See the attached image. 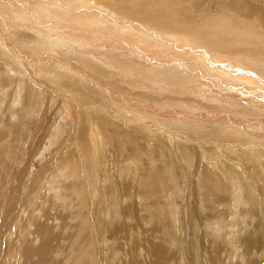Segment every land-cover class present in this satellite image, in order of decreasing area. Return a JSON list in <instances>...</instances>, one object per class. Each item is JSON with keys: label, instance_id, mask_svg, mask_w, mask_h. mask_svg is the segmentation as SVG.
Segmentation results:
<instances>
[{"label": "rangeland", "instance_id": "rangeland-1", "mask_svg": "<svg viewBox=\"0 0 264 264\" xmlns=\"http://www.w3.org/2000/svg\"><path fill=\"white\" fill-rule=\"evenodd\" d=\"M50 1L51 0H37L36 2H32V4L30 2L31 7L34 9L33 11L35 12H33L32 10H29L30 12L29 13L28 10L27 12L24 10L26 14L29 13L28 14L29 16L32 13L34 15L35 14L38 15L40 20L44 18V20H42L41 23L38 22L36 24L37 28H33L30 33L29 32L26 33L21 30L26 27L27 23H23L22 25L20 21H13L16 19V17H12V16L10 17L6 15L7 17L5 18V16H2V17L0 16V22L4 23L5 20L7 21L5 22L6 27H7V24H10L9 25L10 28L8 26L7 29H12V30L14 29V32L15 31L17 32V33L16 32L14 33V32H11L12 31L11 30L5 34V38L7 40L13 41L14 39L13 43L18 49L17 50L18 54L15 51V49H13L15 53L18 56L20 55L22 59L25 60L26 62L28 61L25 64H28L29 67L32 68V70H34V72L36 73H38V71L44 72V73L46 72V76H47L46 78L49 79L48 81L52 82V84L50 85L53 87L56 86L59 88V89L57 88L59 90L57 91L58 95H52L50 97L46 93L43 95L45 99L43 100L42 105L36 107V110L34 111L35 114L33 113V110L30 109L28 110V112L23 114L21 118L19 119V118H16V114L13 108L21 104H29L28 101L32 100L35 96H33V93L30 91V89L26 85L22 86L23 89L20 86L18 87V85L15 86V83L17 82V80L20 82L19 78L15 80V77L12 76L10 73H8L6 70L3 72H1L0 70L1 72L0 79L2 80V85L0 86L1 105L3 102L4 92H6L7 90H10V92L8 93V97H12V104L9 107L10 112L7 113L5 117L3 116L2 113L0 114V132H2L3 137H5L2 140H0V202L6 203L10 206V211H9L10 218L18 214V217L15 218L14 221L7 223L6 233L3 237V240L6 239V234L12 231L15 224L19 223V229H21L20 230L21 238L17 235L19 237L18 238L19 245H17L16 247L17 252L8 251L10 250L12 246L11 244L16 237L15 233H13V238H12L13 240H10L11 243L9 244L8 250L5 249L3 244L2 246H0L1 247L0 256L5 257V259L3 260L0 257L1 263L9 264L7 262H9V259H12V262L13 261L14 262L11 264H24V260H25L23 256L24 251L28 249L30 250L31 248H34L40 245L42 241L41 240L42 236L38 234L40 235L38 237L36 232L33 233V231L36 230L39 223L41 224L42 222H45V221H41V219L46 220L44 212L47 211V213H49L48 210H50V208L55 206L51 203V202L56 203L55 199L53 198V194L51 190H52V186L54 185V181H55L54 179L55 171H58L59 168H62V172H68V174H66L65 176L68 177L66 180V184L69 186L67 187V189L59 191V193H61V195H66L72 198L73 205L75 206V208L77 207L76 208L77 212L78 211L81 212V210L83 209H84L83 210L84 212H83L82 218L81 216H76V218L75 216H70L69 218L70 212L68 211L69 212L68 213L63 208L58 206L59 211L57 212V215L59 212H64L65 214L63 213L62 215H64V218L66 220L65 219L63 220H64V224H67V225H63L62 223L63 221L62 222L59 221L60 222V224H58L59 227L56 226L57 224H55L54 222L53 223L50 222V225L53 230L55 228L57 229L58 227L59 231L58 230L56 231L55 229L54 232H55V235L57 234V232L62 233L63 238L61 237L60 240L64 239V237L66 238V233H69L70 231L71 232L68 235H71V236L70 237L67 236L68 239L74 238L72 237L73 235L72 231H74L75 228L78 230L84 227V229H82L81 236H80L81 238L76 240L77 242L75 244L76 247L73 248L72 254L68 252H67L68 255L65 254V249L63 245L61 244V242L55 241V244L57 248L59 249L57 254L58 253L59 254L58 255L56 254L52 258L53 264H57V263L65 264L66 263L65 261L68 260L69 258H70L69 260L72 259L71 262L78 261V263H81V264H90V263L91 264H96V263L102 264L103 254H104V257L108 258L106 264H158L157 262H159V264L161 263L162 264H187L186 255L183 254L185 253L184 249L187 244L185 245V241L184 243H182L183 237L180 236L179 234L178 224L175 221V218L173 217L174 215L171 210V206H173V204L172 205L169 204V202L173 198H171L170 200L169 199L166 200L165 198L167 197L163 196L164 194H167V189L170 190L171 186L166 182V176L164 172L162 171L164 169H161V168H164V165L162 164L160 160L164 161L166 165L168 166L172 164V157H175V154L173 153L171 156L170 152L167 150V148L165 149V146L163 144L164 142H167V140L165 139V136L167 137V135L160 136L161 141L163 143L155 142V145L153 147L154 156L160 159L159 162H157L158 165L156 164V166H152V165L147 166V163H150V160L145 155V153L149 151L147 148V145H148V139H149L148 132L150 130H155V132L150 133V136L156 137L158 139L157 133H159L160 130L162 132L163 131L162 128H165V127L168 128L167 127L168 125L173 126V124H177L176 120L172 119L173 117H176V116H174V114L169 112V108L166 106V104L162 100V98H167L169 96L175 97L174 94L172 95L168 94V96L165 94L164 97H161L162 95L157 94V93L155 95L154 92H151L149 90L147 91L150 94L145 93L146 90L142 89L139 91V89L141 88H139L140 86H137L135 83L131 84V86L133 85L132 86L133 88H130L131 86L126 84L125 82L126 79L124 80V77H125L124 76L122 80L125 83L116 81V80H114L115 82H113V80L111 81L107 79H104V80L110 83L108 82L103 83V81H99L101 84H108L107 87L103 86V88H107V91L110 95L104 99L102 92H101V90H104V89H102V86L99 85L97 81H93L91 79V78H96L95 75H91V74L83 75V74L73 73L69 66L70 65L71 66H81L82 65L83 67L82 66L81 67L86 69L87 72H91L93 67L91 68L89 65L90 63H93L94 61L92 62L90 60L89 53L91 54L97 53L98 55L101 54L102 57L107 56L109 60L113 58L111 62L114 63L115 65H119L120 67H122L123 65L122 62H124V60H126L125 63L128 60L130 61V63L134 62V60L135 61L137 60L139 64L145 65L143 68L142 67L140 68L142 73L138 69H131L130 71L136 72L138 70L137 73L140 72L141 74H143L145 70L149 69L148 71L150 72L152 71L157 75H160L162 73H171L175 78H178L183 84L194 85L197 87L200 86L201 84V87L205 86L207 88L206 91L211 97H213L214 95L215 98L217 99L219 98L223 106L225 105L224 106L225 108L229 107L228 109H224V110L232 109L234 111H239L238 109L242 108V110L246 111L249 114H261V116L259 117L260 118L259 121H263L264 120V104H263L264 103L263 101L264 100L263 98L264 97V90H263L264 86H263V83L258 82L259 83L258 84L255 81L257 83L255 84L253 80H252V83H249L251 82V80H247V77L240 79V75L233 76V78L235 79H231L233 80V83H232L230 82L229 78L226 79L227 77H224L223 76L224 74L221 73L222 71H224L223 69H220L222 70L220 72L217 69H211L212 71H210L209 70L210 67L204 62H202V60L200 59V56L205 54V55L216 56L218 57V59H222L223 62L225 58L233 60V61H237L238 63H243L244 61H246L242 57H240L241 55L245 56V53L243 52L244 51L243 47H242L243 51L242 52L240 51L241 46H242L241 39L242 41H244L243 39L244 36L242 35L239 36L240 35L239 33H235L231 29L229 30L228 24L222 22L220 19L222 16H226V17L232 16L234 18L232 19V21H235L237 19L236 15L229 11V9L225 6V2L226 1L238 2L234 7L235 12H238L239 10L241 11L244 10L245 8L244 0H200L201 3H204V6L202 7L196 6L197 0H107V1L106 0H93L91 1L90 4H93V6H95L93 9L97 10V12L100 15H102L105 19H110L112 22L114 20V23H117V24L119 23L125 24L126 27L128 28L131 27L128 30L124 29V31H126V33L128 34V35L126 34L124 35L125 38L127 39L122 38L124 36L121 33L119 34L114 33L116 32L114 30L115 28L108 27V28L100 29V27H97V25L95 24L85 23L76 18L74 19L72 17H69V14H66V18H62V17L60 18V16H55V15L54 16L52 15L51 17H47L43 15V11L40 9H42L43 4L48 3ZM254 1H256L257 3L261 5H264V0H254ZM115 17L116 19H113ZM51 18L52 19L55 18L53 19L54 22ZM117 18H120V19L117 20ZM120 20L121 22H118ZM48 21H50V23H47ZM56 21L59 23H57ZM126 21L127 23H124ZM70 22H72L73 24ZM79 22H81V24H79ZM18 24L20 25V28ZM46 24L47 25L54 24L56 26H60L61 28L68 29V30L77 29V30H85V31L92 32V33L96 32L97 34L93 33L94 35L104 36L105 34V36H110V37L114 36L113 40H115V42L114 41L110 42L111 40L110 41H98L95 37L99 39L101 37L94 36V35L83 36L82 35L83 33L73 34L68 31L57 33L51 30V28H49ZM90 24L93 26H91ZM17 25H18V28H17ZM148 26H150V29ZM145 27H146V30L144 29ZM137 28L139 31L137 30ZM3 29H4V25L1 24L0 34ZM103 29H105L106 32ZM108 29H110L111 31L114 30V32H112L111 34L110 33L111 31ZM20 30L22 31V33ZM178 30H180V32L182 31L181 33L183 34V36H180L181 35L180 32H179L180 35L176 32ZM146 31L148 33H145ZM139 32L140 33L142 32V35H140ZM13 33L16 35H14ZM120 34L122 35V37ZM151 34L163 36L166 39H172V40L164 39L165 41L170 42L168 44L166 42H163V40L160 41L159 38L154 39V36L152 35L151 37ZM184 34L185 35L187 34L189 36L187 35L184 36ZM251 34H252L251 32H246L247 51L252 50V47L250 46L252 44L251 37H250ZM133 35L135 36L137 35L136 36L137 40L136 38L134 39L135 36ZM68 36L70 39L71 38L74 39L75 40L74 44L77 47H79L80 52L76 51L77 52L76 55L73 51H72L73 52L72 54L71 52L64 51L63 48H58L55 45H49L51 43V38L65 40V38L67 39ZM127 36H129L131 39ZM146 36L147 38H150V39L146 40L145 38H143ZM116 40L117 41L119 40V41L116 42ZM138 40L141 42L142 45L139 42H137ZM196 40L201 43L202 47L201 45H199L200 43L197 42ZM123 41H125L128 46ZM134 41L136 43H134ZM55 42L60 43L58 40H56ZM174 42L176 43L178 42L177 44L178 47L177 45L172 46ZM196 42L198 43V45H196L197 44ZM106 43H108L107 45L109 46L111 50L107 48L108 46L106 45ZM119 43L120 44L123 43V46L119 45ZM0 45H1L0 48L3 47L0 50H3V56L5 57L9 65L6 66L2 60H0V63H3L4 67L8 71H11L12 73H16V74H21L23 77H25V79L27 78V80L30 79L31 80L30 84H33L34 79L28 75L25 67H23L20 64L22 61L20 60L21 61L20 62L19 59L14 60V58L11 57L9 53L10 51H7L6 44L5 42H2V40H1ZM166 45L167 46L171 45V47L172 48L174 47V49L166 47ZM85 47L86 49H84ZM91 47L93 50L91 49ZM261 47H264V45H261ZM98 49L99 51L100 50L101 51L99 52ZM128 49L135 50V51L137 49L146 58L148 59L151 58V59L149 62H147L144 59H140L139 57L137 58V56L129 52ZM104 51H106L107 53L109 52L108 53L109 55L105 54ZM82 52L86 53V55L88 56H86L85 54H81ZM117 52L119 55L117 54ZM110 53L113 55H111ZM237 54L240 55L239 58L240 59L242 58V60H239V58H237L238 57ZM82 55L83 57L86 56L87 58L86 57L85 58L87 60L83 58ZM233 55L236 56V59L233 58ZM114 56H117V58ZM119 56L122 58L123 61L120 59ZM88 58L90 61H88ZM117 60L120 62H118ZM129 61L128 63H126L127 64L126 66H131L132 64L134 66L137 65L135 64L137 63V61L132 63L131 65ZM94 64H91V65H94ZM98 64L99 66L102 65L101 67H103L102 63H98ZM205 66L208 68V70H206L207 68H205ZM181 76L183 77L181 78ZM192 76H194L193 77L194 79L191 78ZM242 77L243 76H241V78ZM197 79L198 81L195 82V80ZM214 81L217 84H215ZM193 82L198 83V84L196 85ZM203 82L206 84L204 85ZM240 83H243V84L246 83V84L243 86V84H240ZM71 85H72V88H69L71 87ZM78 85H80V87L73 88V87H77ZM211 85L214 87H212ZM252 85L253 86L256 85V86L253 87ZM42 89L45 90L44 86L42 87ZM60 89L64 91H61ZM248 91L250 92L248 93ZM75 92H77L78 94H76ZM79 92L83 94L90 93V92L93 93L94 95L93 100L99 101V102H102V101L105 102L104 104H101V106H104V107H108L109 105L112 106V103H111L112 99H115L116 96L118 97V100L117 99L116 100L118 102V107L120 106V108H117V107L111 108L110 112H107L103 109H98V111L108 116L109 121H111V123L107 124L108 127L118 122V120L114 117V115H121V117H125L127 119L128 122L123 121L120 124L127 125L126 127L123 126V129H130L131 131L130 138H131V142L133 143H131V145L128 146L127 139L124 138L122 134H119V135L122 137L124 144L128 146L129 148H131V151H133L134 159H136L138 163L136 168L129 169L125 167L133 162L132 159H129L131 155L130 156H128V154L118 155L117 153L112 152V150L110 149L106 150V147L103 146L102 142L100 143V140L97 142L93 141V137L91 133H89L90 132L89 129H88L89 132L87 130H84V128L86 127L85 124L88 122V119H89L88 115L90 116L91 113H88L87 108L84 109L85 107L84 101L81 98L80 99L78 98ZM138 92L141 93L142 95H140ZM241 92H243L242 93L243 95L241 94ZM59 95L64 96V98H66V101L61 103ZM67 95L72 96L73 99L67 98L68 97ZM111 95L114 96V98H111ZM157 95L159 97H157ZM183 96L185 97L186 95H183ZM183 96L182 98H184ZM123 97H125V99H123ZM188 98L190 97L188 96ZM146 100L147 101L149 100V101L147 102ZM158 100L163 101V102H159V104H157ZM18 101H21V102H18ZM258 101L260 102V104ZM64 104L66 106H69L70 109L68 110L69 112H67V117L62 118L61 113H63L62 110L65 108ZM161 104H162V107L159 106ZM226 104H230L231 106L226 105ZM261 104L262 106H259ZM204 105L208 106L207 102H205ZM80 106H82L83 108ZM126 107L128 108L126 109ZM122 109H123V113H122ZM130 111L137 112L138 113L137 117L134 118L136 114H131ZM37 113H41V120L37 116ZM239 116H241L240 112H238L237 114L231 113L230 117L227 115L217 116L215 120L212 122V125L215 128V131H212V133L215 136H213L212 134L210 135V133L208 132L210 130L204 129L202 125H199L200 121H196V119L195 121H191V119L184 120L183 122H186V123H183V124H186L188 127L186 128L180 127L181 130H179L188 136L191 144H194V146L198 148L199 150L198 156L199 157L201 156L203 158V159L201 158L202 160H201V164L199 167V171L195 170L196 175H195V178L193 179V181H195V185H193L192 182L189 180H186L185 184H182V186L185 188V192L187 191L185 194L186 195L191 194L189 202H191L192 204L194 202L192 193H194L195 195V203H194L195 207L193 206L194 220L192 221L195 223V231H196L195 254H196V257H199L200 261H203V262L196 261V264H208V261H206V259L209 260L208 254L213 249L214 240L216 239V237H219L218 239L221 244L230 243L233 246V248H236L237 250L240 249L239 244L236 243L237 238L233 235V232L237 229V226L235 225L232 228V230L228 229V227H230L231 224L234 222L239 223L241 221V223H244L248 228L253 229V230H258L257 233H260L261 236L264 238V168L261 166V169H260L258 164L255 163L259 158L251 157L248 153V151H251L256 156H258L257 153L261 156L262 155L264 156V151L263 152L261 151V150H264V146H262V144L264 145V129L256 125L250 126L248 130L247 129L243 130L241 132V135L238 136V138L235 137L240 141H243L244 138H246L243 141L245 143L247 142L246 144L245 143L241 144L236 141L219 140L218 138V136L228 135L226 133L224 134H219V133L226 131V130L231 131L232 129L235 128L237 124L240 123V121L241 123L243 122L242 118H239ZM128 118H131V119L129 120ZM252 118L254 119V116H252L251 119ZM251 119L249 121V124H252L253 121L255 122V120H251ZM57 123H60L62 125L64 132H65L64 137L53 140V142H51L50 134H52L53 127ZM130 123L134 125H131ZM76 124L77 126H75ZM103 125L104 124L102 125L99 124V126L101 127V130L106 131ZM156 126L159 127V129H155ZM87 128H88V123H87ZM137 129L138 131H136ZM133 131H136V132H133ZM131 134H134L133 139H132ZM104 135L105 134H103L102 136ZM1 137L2 136L0 135V139ZM111 137L112 136H110L109 138ZM168 137L170 138L171 136H168ZM202 137H205V138L207 137L206 139L208 141L206 139H203ZM213 137L214 139L215 138L218 139L215 141V143H218V142L221 143V147H223V150L225 151L226 156H227L225 163L227 162V164L229 165L228 169H227V166L226 168L223 167L225 170H227L226 172L227 176H224L225 178L223 177L224 182H225V187L223 188L224 195H220V196L216 195V194H219L218 193L219 188L216 186L217 183H216L215 175L212 174L211 172L213 169V164H216V163L220 164L221 161L219 162V160H215L216 155L212 157L214 152L212 153L208 151L211 148H213L215 145L212 142H209L211 141ZM249 138L252 139L251 141L249 140L251 144H249V142L247 141ZM64 139H66L67 141L66 143H68V146L66 147L67 148L66 152L68 155L65 156L64 158L66 161L70 159L72 160V162L70 163L68 167H64L63 166L64 163L61 164L60 162V160L63 158L62 156L64 154V151H60L61 149H59V147L63 145L62 143L64 142ZM181 141L185 143L184 144L185 153L187 151L188 153L191 154L192 152L188 150V147H189L188 144L190 143L182 139ZM252 141L254 142L252 143ZM80 145H81L82 151L80 149ZM198 145H200L201 148H199ZM229 145L234 148L233 153L229 152L231 150L227 148ZM258 145L261 147V149ZM41 149L43 150L41 151ZM162 150H164L165 153L167 152L166 154L170 156H168V158H164L166 155H162L159 152V151L162 152ZM43 151L44 152L46 151V152L44 153ZM127 151L128 150H125L124 152H127ZM42 152L44 155L42 154ZM80 153H82L81 156L83 158L80 157ZM138 153L142 157L141 160H138L136 156V154L139 156ZM199 153L202 154L204 157L200 155ZM158 154L160 156H158ZM84 157H85V161H84ZM244 158H247V161H244ZM167 160L169 163H167ZM231 161H236L239 163V166L234 170L231 168L232 166H230ZM180 163L181 161L178 160V163L174 162L172 166L174 167V169H178L180 168V165H179ZM188 163L192 165L193 159H190ZM176 165H178L177 166L178 168H176ZM157 166H160L159 169ZM172 166L169 169H171ZM194 167H195V163L193 164V168ZM209 167H211L212 169ZM90 170L92 171L91 173H90ZM120 171H124V172L126 171L128 172V174L122 175L123 172H120ZM157 171H160V172H157ZM161 172L163 173L160 174ZM76 173L79 174V176L81 177V180H79L75 184H72V181L74 180V176L76 175ZM34 178L35 180L37 179L36 180V182L38 181L37 184L36 182H34L35 181ZM44 178H46L47 180ZM86 178H91L95 181L97 178L99 181H105L108 184H111V187L107 188L108 189L107 192H110L111 189L112 190L117 189L118 187L116 193H118L119 195L123 193L132 194L133 196L136 195V200H139V201H134L133 208H132V215H131L132 220L128 222V229H129L128 232L131 235L129 233L125 235H121V236L119 235L118 238L115 240H114V237L113 238L108 237V240L105 243L106 245L99 244L100 242H99L97 235H98V232H100V230L99 231L97 230L101 228L100 225L102 224V222L105 223V225L107 224L106 222H104L105 219L107 220V222L109 221L107 224L108 230L112 232L115 231L116 229L119 231H122L124 230L125 226H123L124 225L123 221L119 219V217L114 213L113 210L108 215L102 216L101 211L105 206L104 204L102 205V203H100L101 200L100 198H98L100 195H98V197L92 196L93 194L96 195V193L98 192L99 185L97 187L96 186L93 187L92 189L93 194H92L90 191L88 182L85 183L84 181L86 180ZM110 180L112 181V183L108 182ZM117 181L119 184L117 183ZM63 182H65V180H63ZM203 182L205 183L206 192H203ZM206 182L209 183L210 188H212L211 183H213V185L215 186V190L208 189ZM133 183L135 186H133ZM108 184L105 183V187H108ZM158 184L160 185L157 186ZM74 190L79 191L81 195L75 194L73 192ZM100 191H103V189L100 188ZM238 196L239 198H241L239 199L241 204L238 201ZM93 197L94 199H91ZM118 199H121V201H119ZM175 199H176V202H174V204L176 203L175 205H177L178 207L177 212L181 213L188 206L187 204L188 202L186 203L183 201V199L185 200L184 197L183 199L180 197H177ZM92 200L94 202H92ZM117 200H118L117 206L119 207L118 208V211H119L120 207H122L124 203H122L123 199L120 196L117 197ZM142 202H145V203H142ZM227 203L233 206V208H228L229 209L228 212H230L231 210H234L233 212L234 216L237 215L235 216L236 217L235 219L231 217L230 215L231 213L228 214V212H226L225 214H223L222 210L224 208V205ZM70 208H71V204H69V208L67 210H69ZM49 214L55 215L56 213H49ZM72 220L73 221L75 220L74 223ZM160 220H162L161 223L159 222ZM198 221H201L200 229H196V225L198 224ZM253 224H256V225H253ZM52 225H55V227H53ZM68 225L71 226L70 230L69 229L66 230L67 232L64 235V232H65L64 230L67 229V227H69ZM77 225L80 227L77 228L78 227ZM60 226H64V228ZM191 227L193 229V226ZM188 229H187V233H189ZM162 232L165 234L162 235ZM57 235L55 237H57ZM154 235H157L158 237L162 235L160 237L161 239L160 242H159V239L156 240L154 238ZM174 235L177 237H175ZM152 236H153V239H155V241L157 242H155L153 239L151 240ZM147 240H149L151 246H154V245L155 246L158 245V247L164 246L163 252H165V255L162 256L163 258H160V260H158L157 258L159 256L154 257L155 255L153 256L154 254L153 252H152L153 254H151V252L149 253V251H151L149 250L151 247ZM66 242H67V239H66ZM84 242H85V246L83 247L86 248V251L81 252L79 256L76 255L80 244ZM57 243L58 244L60 243L61 245L60 244L58 245ZM130 246L132 247V252L127 251V249L129 250L131 249ZM142 249L144 250V252L142 251ZM145 249H148L147 250L148 252L145 251ZM5 250L8 251L7 253L9 256L8 255L4 256ZM172 250L175 252H173ZM196 250L198 251V253ZM69 254H71L72 256H70ZM174 254H178L177 255L178 257ZM11 256L13 258H11ZM85 256H87V258H84ZM201 256L203 257L204 260L200 258ZM183 258L185 260L183 261V263H180V261ZM163 259H164V262H163ZM229 260H231L230 263L228 261L229 264H234L235 262H236L235 264H240L239 260L241 259L239 258L238 260V258H234V259L230 258Z\"/></svg>", "mask_w": 264, "mask_h": 264}, {"label": "bare ground", "instance_id": "bare-ground-1", "mask_svg": "<svg viewBox=\"0 0 264 264\" xmlns=\"http://www.w3.org/2000/svg\"><path fill=\"white\" fill-rule=\"evenodd\" d=\"M37 0H0V16L2 17V16H5V18L7 17V16H12V17H16V19L15 20H13V21H20L21 23H22V25H23V23H27L26 24V27L25 28H23V29H21L23 32H31L32 31V29L33 28H37L36 27V24L38 23V22H40L41 23V21L42 20H44V18L42 19V20H40L39 19V17H38V15H34V14H30V16L28 15L30 12H29V10H34L32 7H31V5H30V2H31V4H32V2H36ZM91 1H93V0H51L50 2H48V3H45V4H43L42 5V9H40L39 7V9L40 10H42L43 11V15H45V16H47V17H51L52 15L54 16H60V18L62 17V18H66V14H69V17H72V18H76V19H78V20H80V21H83V22H85V23H91V24H95V25H97V27H100V29L101 28H108V27H112V28H115L114 30L116 31V32H114V30H110V29H108V30H110L111 32V34H112V32H114V33H121V34H123V36L126 34V35H128L127 33H126V31H124V29L126 30H128V29H130L131 27H126V25L125 24H121V23H119V24H117V23H114V20H113V22L110 20V19H105L102 15H100L98 12H97V10H94L93 8L95 7V6H93V4H90L91 3ZM107 1V0H106ZM44 2V1H43ZM42 2V3H43ZM261 2V1H260ZM238 2H232V1H226L225 2V6L229 9V11L231 12V13H233V14H235L236 15V17H237V19L235 20V21H232V19H234L232 16H230V17H226V16H222L220 19H221V21L222 22H224V23H227L228 24V28H229V30L231 29L233 32H235V33H239L240 35L239 36H244V41H242V39H241V43H242V46H241V52L243 51L244 53H245V56H240V55H238V57L237 58H239V56L240 57H242L244 60H246V61H244L243 63H238L237 61H233V60H230V59H227V58H225L224 59V62L222 61V59H218V57H216V56H213V55H201L200 56V59L202 60V62H204L205 64H207L209 67H210V71H212L211 69H217V70H219V72L220 71H222V70H220V69H223L224 71H222L221 73H223L224 75V77H227L226 79H230V82H232L233 83V80H231V79H235V78H233V76H235V75H240V79H243L244 77H247V80H251V82H249V83H252V80H253V82H260V83H263V86H264V47H261V45H264V5H261V4H259V3H257L256 1H254V0H244V6H245V8H244V10L243 11H241V10H239L238 12H235V10H234V7H235V5L237 4ZM37 6V5H36ZM96 6H97V4H96ZM196 6L197 7H202V6H204V3H201V1L200 0H197V3H196ZM99 7V6H98ZM127 7V6H126ZM37 8V9H38ZM24 10L27 12V10H28V12L29 13H25L24 12ZM36 10V9H35ZM144 10V9H143ZM37 11V10H36ZM120 11V10H119ZM33 12H35V11H33ZM40 12V11H39ZM38 13V12H37ZM7 15V16H6ZM140 16V15H139ZM4 18V17H3ZM153 18H155V17H153ZM13 19V18H12ZM52 19V18H51ZM53 19H55V18H53ZM52 19V20H53ZM113 19H116V17L115 18H113ZM118 19H120V18H117V20ZM137 19V18H136ZM2 20H4V19H2ZM50 20V19H49ZM51 20V21H52ZM66 20V19H65ZM117 20H116V22H117ZM145 20V19H144ZM46 21H47V19H46ZM46 21H45V23H46ZM58 21H60V20H58ZM62 21V20H61ZM67 21V20H66ZM73 21V20H72ZM123 21V20H122ZM5 22H7L6 20H5ZM5 22L3 23V22H0V25L1 24H3L4 25V29L1 31V34H0V44H1V40H2V42H5V44H6V49H7V51H10L9 53H10V55H11V57L12 58H14V60H17V59H19V61L21 62L20 64L23 66V67H25V69L27 70V73H28V75L31 77V78H33L34 79V83L33 84H30V82H31V80L29 79V80H27V78L25 79V77H23L21 74H16V73H12L11 71H8L5 67H4V64L3 63H0L1 65H2V67H1V65H0V70H1V72H3V71H7L8 73H10L12 76H14L15 77V80H17L18 78H19V80H20V82L17 80V82L15 83V86L16 85H18V87L20 86L22 89H23V87L22 86H27L29 89H30V91L33 93V96H35L32 100H30V101H28V103L29 104H21V105H18V106H16V107H14L13 108V110H14V112H15V114H16V118H21V116L23 115V114H25L26 112H28V110H33V113H34V111L36 110V107L37 106H40V105H42V103H43V100L45 99L44 98V94L46 93L49 97L50 96H52V95H58V93H57V91H59L58 89V87H56L55 85V87H53V86H51L50 84H52V82L51 81H48L49 79H47L46 77V72L44 73V72H40V71H38V73H36V72H34V70H32V68H30L29 67V65L28 64H25V63H27L25 60H23L22 59V57L19 55H17L18 54V52H17V48H16V46H15V44L13 43V41H14V39H13V41L11 40V41H9V40H7L6 38H5V34L8 32V31H11L12 29H7V27L10 25V24H7V27H6V25H5ZM53 22H54V20H53ZM57 22V21H56ZM69 22V21H68ZM67 22V23H68ZM74 22H75V20H74ZM118 22H121V20L120 21H118ZM146 22V21H145ZM11 23V22H10ZM43 23V22H42ZM47 23H50V21H48ZM57 23H59V22H57ZM70 23H72V22H70ZM124 23H127V21L126 22H124ZM69 24V23H68ZM73 24V23H72ZM79 24H81V22H79ZM90 24V25H91ZM16 25V24H15ZM19 25V24H18ZM18 25H17V28H18ZM28 25V26H27ZM47 25V24H46ZM75 25H77V24H75ZM85 25V24H84ZM94 25V26H95ZM129 25H130V23H129ZM142 25V24H141ZM49 28H51V30H53V31H55V32H57V33H59V32H64V31H68V32H70V33H75V34H79V33H83L82 35L83 36H89V35H94L93 33H96V32H88V31H85V30H77V29H73V30H68V29H63V28H61L60 26H56V25H54V24H48L47 25ZM91 26H93V25H91ZM135 26V25H134ZM63 27V26H62ZM96 27V28H97ZM137 27V26H136ZM149 27V29H150V26H148ZM148 27H147V29H148ZM6 28V29H5ZM9 28H10V26H9ZM15 28V27H14ZM19 28H20V25H19ZM139 28V27H138ZM138 28H137V30H138ZM159 28V27H158ZM185 28V27H184ZM99 29V30H100ZM142 29V28H141ZM145 30H146V27L144 28ZM143 29V30H144ZM174 29V28H173ZM199 29H201V28H199ZM20 30V31H21ZM90 30V29H89ZM105 32H106V30L105 29H103ZM144 30V31H145ZM175 30V29H174ZM22 31H21V33H22ZM103 31V32H104ZM139 31V30H138ZM142 31V30H141ZM148 31V30H147ZM145 32V33H148V32ZM11 32H14V29L11 31ZM16 32V31H15ZM14 32V33H15ZM129 32V31H128ZM151 32V31H150ZM178 34H179V32H180V30H178V31H176ZM182 32V31H181ZM180 32V33H181ZM246 32H251L252 34L250 35V37H251V42H252V44L250 45L251 47H252V50L251 51H247V48H246V42H247V39H246V37H247V35H246ZM13 33V34H14ZM17 33V32H16ZM18 33H20V32H18ZM108 33H109V31H108ZM133 33V32H132ZM140 33V32H139ZM138 33V34H139ZM162 33H163V31H162ZM183 33H184V31H183ZM97 34V33H96ZM107 34V33H106ZM117 34V35H118ZM120 34V35H121ZM144 34V33H143ZM176 34V33H175ZM14 35H16V34H14ZM14 35H13V37H14ZM114 35V34H113ZM116 35V36H117ZM140 35H142V32L140 33ZM152 35L154 36V39L155 38H159V40L161 41V40H163V42H166V43H170L169 41H165L164 39H166L165 37H163V36H159V35H156V34H151V37H152ZM180 35V34H179ZM187 35V34H186ZM185 34H184V36H186ZM19 36V35H18ZM94 36H98V37H101L100 39L99 38H97V37H95L98 41H110V42H115V40H113V38H114V36L113 37H110V36H105V34H104V36H101V35H94ZM112 36V35H111ZM130 36V35H129ZM129 36H127V37H129ZM133 36H135V35H133ZM137 36V35H136ZM134 37V39L136 38V40H137V37ZM180 36H183V34L181 33V35ZM187 36H189V35H187ZM9 37V36H8ZM120 37V36H119ZM121 37H122V35H121ZM131 37V36H130ZM129 37V38H130ZM138 37H139V35H138ZM150 37V36H149ZM19 38V37H18ZM117 38V37H116ZM122 38H125V36L124 37H122ZM143 38H145L146 40L147 39H150V38H147V36L146 37H143ZM171 38V37H170ZM196 38V37H195ZM9 39V38H8ZM82 39V38H81ZM119 39V38H118ZM125 39H127V38H125ZM131 39V38H130ZM133 39V40H134ZM145 39H144V41H145ZM183 39H185V38H183ZM15 40H17V39H15ZM56 40H58L60 43H57V42H55ZM133 40H131V41H133ZM140 40V39H139ZM137 41V42H139L140 44H141V42L140 41ZM152 40V39H151ZM166 40H172V39H166ZM119 41V40H118ZM117 40H116V42H118ZM122 41V40H121ZM130 41V40H129ZM141 41H142V39H141ZM150 41V40H149ZM149 41H147V42H149ZM156 41V40H155ZM174 41V40H173ZM197 41V40H196ZM240 41V40H239ZM19 42V41H18ZM125 44H126V42L125 41H123ZM157 42V41H156ZM172 42V41H171ZM186 42V41H185ZM197 42H199V41H197ZM196 42V43H197ZM237 42V41H236ZM75 40L74 39H70L69 38V36L67 37V39L65 38V40H59V39H52L51 38V43L49 44V45H55L56 47H58V48H63V50L64 51H68V52H71L72 54H73V52L75 53V55H76V51H78V52H80L79 51V47H77L75 44ZM128 43V42H127ZM134 43H136L135 41H134ZM143 43H145V42H143ZM182 43H184V42H182ZM195 43V44H196ZM200 43V42H199ZM96 44V43H95ZM108 43H106V45H107ZM140 44H138V45H140ZM148 44H150V43H148ZM165 44V43H164ZM171 44H173V43H171ZM178 44V42L176 43V42H174V44L172 45V46H176ZM180 44V43H179ZM184 44H186V43H184ZM194 44V45H195ZM119 45H121V46H123V43L122 44H120L119 43ZM127 45V44H126ZM130 45V44H129ZM142 45V44H141ZM155 45V44H154ZM181 45V44H180ZM186 45H188V44H186ZM191 45V44H190ZM196 45H198V43L196 44ZM199 45H201V43L199 44ZM1 46V45H0ZM79 46V45H78ZM98 46V45H97ZM96 46V47H97ZM108 46V45H107ZM128 46V45H127ZM126 46V47H127ZM148 46V45H147ZM163 46V45H162ZM204 46V45H203ZM209 46V45H208ZM212 46V45H211ZM214 46V45H213ZM217 46V45H216ZM99 47V46H98ZM134 47V46H133ZM166 47H169V48H172L171 47V45L170 46H167L166 45ZM177 47H178V45H177ZM180 47V46H179ZM201 47H202V45H201ZM200 47V48H201ZM206 47H207V45H206ZM240 47V46H239ZM242 47H243V50H242ZM3 47H1L0 49H2ZM106 48V47H105ZM107 48H109V46L107 47ZM113 48V47H112ZM139 48V47H138ZM154 48V47H153ZM156 48V47H155ZM160 48H161V46H160ZM176 48V47H175ZM209 48V47H208ZM13 49H15V51L17 52V54L15 53V51L13 50ZM84 49H86V47L84 48ZM91 49H92V47H91ZM100 49V48H99ZM99 49H98V51H99ZM110 49V48H109ZM114 49V48H113ZM168 49V48H167ZM172 49H174V47L172 48ZM93 50V49H92ZM111 50V49H110ZM127 50V49H126ZM176 50V49H175ZM200 50V49H199ZM1 52H0V60H2L4 63H5V65L6 66H8L9 65V63L6 61V59H5V57L3 56V50H0ZM5 51V50H4ZM6 51V52H7ZM73 51V52H72ZM101 51V50H100ZM99 51V52H100ZM128 51L129 52H131L132 54H134V55H136L137 56V58L139 57L140 59H144L145 61H147V62H149L150 61V59H148V58H146L140 51H138L137 49H136V51L135 50H129L128 49ZM195 51V50H194ZM201 51V50H200ZM93 52H95V51H93ZM112 52V51H111ZM129 52H127V53H129ZM104 53L105 54H107V55H109L106 51H104ZM176 53V52H175ZM253 55H252V54ZM78 54H80V53H78ZM77 54V55H78ZM81 54H85L86 55V53H81ZM90 54V56H89V58H90V60L93 62H95V64H94V62L93 63H90V67L92 68V71L91 72H87L86 71V69H84V68H82L81 66H69L70 68H71V71L73 72V73H77V74H83V75H89V74H91V75H95L96 76V78H91L93 81H97V83L99 84V85H101L102 86V89H104V90H101V92H102V95H103V98L105 99L106 97H108L110 94L108 93V91H107V88H103V86H105V87H107L108 86V84H101L99 81H103V83L104 82H106L104 79H107V80H113V82H115L114 80H116V81H120V82H123V83H125L126 82V84H128V85H130L131 86V84H136L137 86H140L139 88H141V89H139V91L140 90H142V89H145L146 91L147 90H149V91H151V92H154L155 93V95H156V93L157 94H160V95H162L161 97H164V95L166 94L167 96H168V94H170V95H172V94H174V96L175 97H167V98H162V100L164 101V103L166 104V106L169 108V112L170 113H172V114H174V116H176V117H173L172 119H175L176 120V123L177 124H173V126H170V125H168L167 127L168 128H162L163 129V131L161 132V130L159 131V133H157L158 134V139L156 138V137H151L150 136V133L151 132H155V130H150L149 132H148V137H149V139H148V145H147V148H148V152L147 153H145V155L148 157V159L150 160V163H147V166L148 165H152V166H156V164H157V162H159V158H157V157H155L154 156V149H153V147H154V145H155V142H158V143H163L162 141H161V138H160V136H165V135H167V137L165 136V139L167 140V142H164L163 144H164V146H165V149L167 148V150L170 152V154H171V156H172V153L173 154H175V157H172V164L171 165H166V163L164 162V161H162V160H160L161 162H162V164L164 165V168H161V169H164V170H162L163 172H164V174H165V176H166V182L171 186V188H170V190L169 189H167V194H164L163 196H166L167 198H165L166 200L167 199H171V198H173L170 202H169V204L170 205H172L173 204V206H171V210H172V213H173V217L175 218V221L177 222V224H178V230H179V234H180V236H182L183 237V242L182 243H184V241H185V249H184V252L185 253H183V254H185L186 255V258H187V264H196V261L197 262H203V261H200V259H199V257H196V254H195V234H196V231H195V223L194 222H192L193 220H194V217H193V214H194V212H193V206L195 207V195H194V193H192V195H193V200H194V202H193V204L191 203V202H189V200H190V197H191V194L190 195H186L185 193L187 192H185V188L182 186V184H185V182H186V180H189V181H191L192 182V184L193 185H195V181H193V179L195 178V170H197V171H199V167H200V164H201V160L203 159L201 156L199 157L198 156V152H199V150H198V148L196 147V146H194V144H191V142L189 141V138H188V136L185 134V133H182L181 131H179V130H181L180 129V127H183V128H186V127H188L186 124H183V123H186V122H183L184 120H186V119H191V121H195V119H196V121H200V123H199V125H202V127L204 128V129H207V130H210V131H208L209 133H210V135L212 134L213 135V133H212V131H215V128L213 127V125H212V122L215 120V118L217 117V116H219V115H227V116H231V113L232 114H237L238 112H240L241 113V116H239V118H242V120H243V122L241 123V121H240V123L239 124H237L236 126H235V128L234 129H232L231 131H228V130H226V131H223V132H221V133H219V134H224V133H226V134H228L227 136H218V138H219V140H229V141H236V142H239V143H241V144H244L245 142H243L246 138H244V140L243 141H240V140H238L237 138H238V136L239 135H241V132L243 131V130H245V129H249L250 128V126H259V127H261L262 129H264V120L263 119H261V120H263V121H259L260 120V116H261V114H249V113H247L246 111H244V110H242V108H240V109H238L239 111H234V110H232V109H230V110H224V109H228V108H225L223 105H222V103H221V101L219 100V98L217 99V98H215V96L213 95V97H211L209 94H208V92L206 91L207 90V88L205 87V86H203V87H201V84H200V86H194V85H189V84H183L178 78H175L171 73H162V74H160V75H157V74H155L154 72H150V71H148V70H145L144 71V73L143 74H141L142 73V71L140 70V68L142 67H144L145 65H142V64H139V62L137 61V63H135V64H137L136 66H134L132 63H134V62H136L135 60H134V62H132V63H130V61H129V63H130V65L131 66H126L127 64L126 63H128V61L125 63V61L126 60H124V62H122L123 63V65H122V67H120L119 65H115L114 63H112L111 62V60L113 59L112 58V56H111V60H109V58L107 57V56H101V54L100 55H98L97 53H94V54H91V53H89ZM111 54V53H110ZM115 54V53H114ZM117 54H118V52H117ZM121 54V53H120ZM148 54V53H147ZM189 54V53H188ZM207 54V53H206ZM242 54V53H241ZM84 55V56H85ZM111 55H113V54H111ZM119 55V54H118ZM199 55V54H198ZM80 56V55H79ZM86 56H88V55H86ZM85 56V57H86ZM122 56V55H121ZM125 56V55H124ZM235 55H233V58L234 59H236V56L234 57ZM82 57H83V55H82ZM85 57H83V58H85ZM114 57H116L117 58V56H114ZM120 57V56H119ZM123 57V56H122ZM27 58V57H26ZM87 58V57H86ZM85 58V59H86ZM89 58H88V61H90L89 60ZM231 58H232V56H231ZM242 58L240 59L239 58V60H242ZM120 59L122 60V58L120 57ZM119 59V60H120ZM126 59H128V58H126ZM192 59V58H191ZM27 60V59H26ZM87 60V59H86ZM116 60V59H115ZM114 60V61H115ZM120 60V61H121ZM87 61V62H88ZM118 61V60H117ZM120 61H118V62H120ZM123 61V60H122ZM132 61V60H131ZM60 62V61H59ZM84 62V61H83ZM116 62V61H115ZM192 62V61H191ZM198 62V61H197ZM98 63H102L103 64V67H101V66H99V64ZM159 63V62H158ZM164 63V62H163ZM23 64H25V65H23ZM91 64H94V65H91ZM119 64V63H118ZM166 64V63H165ZM198 64V63H197ZM171 65V64H170ZM151 66V65H150ZM202 66V65H201ZM85 67V66H84ZM101 68H103V69H101ZM146 68V67H145ZM150 68V67H149ZM187 68V67H186ZM205 68H207L206 66H205ZM131 69H138L139 71H141V73L139 72V73H137L138 72V70L136 71V72H133V71H130ZM156 69H157V67H156ZM180 69V68H179ZM204 69V68H203ZM15 70V69H14ZM151 70H153V69H151ZM206 70H208V68L206 69ZM16 71V70H15ZM203 71V70H202ZM0 72V73H1ZM196 72H197V70H196ZM195 72V73H196ZM201 72V71H200ZM159 73V72H158ZM183 73V72H182ZM194 73V72H193ZM203 73V72H202ZM221 73H219V74H221ZM190 74H191V72H190ZM199 74V73H198ZM207 74V73H206ZM214 74V73H213ZM176 75V74H175ZM185 75V74H184ZM45 76V77H44ZM126 78H125V77ZM212 76H214V75H212ZM216 76V75H215ZM218 76V75H217ZM241 76H243L242 78H241ZM123 77H124V80L126 79V81L124 82L122 79H123ZM139 79H138V78ZM177 77H178V75H177ZM183 76H181V78H182ZM194 76H192L191 78L192 79H194L193 78ZM201 77V76H200ZM204 77V76H203ZM206 78V77H205ZM220 78V77H219ZM204 79V78H203ZM149 80V81H148ZM189 80H191V79H189ZM224 80V79H223ZM138 81V82H137ZM151 81V82H150ZM192 81H194V80H192ZM198 81V79L197 80H195V82H197ZM212 81V80H211ZM108 82V81H107ZM106 82V83H107ZM137 82V83H136ZM195 82H193L194 84H198V83H195ZM229 82V83H230ZM236 82V81H235ZM246 82V81H245ZM255 82V84H257ZM108 83H110V82H108ZM201 83H202V81H201ZM204 83V82H203ZM211 83V82H210ZM214 83H215V81H214ZM213 83V84H214ZM239 83V82H238ZM206 83H204V85H205ZM212 84V85H213ZM215 84H217V83H215ZM227 84V83H226ZM240 84H243V83H240ZM246 84V83H245ZM245 84H243V86L245 85ZM254 84V83H253ZM259 84V83H258ZM2 85V80L0 79V86ZM203 85V84H202ZM211 85V86H212ZM44 86V88H45V90L44 89H42V87ZM129 86V87H130ZM133 86V85H132ZM130 87V88H133V87ZM253 86V85H252ZM254 86H256V85H254ZM253 86V87H254ZM262 86V85H261ZM78 87H80V85H78L77 87H73V88H78ZM212 87H214V86H212ZM216 87V86H215ZM224 87V86H223ZM230 87V86H229ZM245 87H247V86H245ZM244 87V88H245ZM252 87V88H253ZM58 88V89H57ZM69 88H72V85H71V87H69ZM219 88V87H218ZM217 88V89H218ZM225 88V87H224ZM251 88V87H250ZM262 88V87H261ZM106 89V90H105ZM213 89H215V88H213ZM246 89V88H245ZM259 89V88H258ZM61 91H64V90H62V89H60ZM110 90V89H109ZM121 90V89H120ZM144 90V91H145ZM219 90V89H218ZM230 90V89H229ZM247 90V89H246ZM255 90H257V89H255ZM264 90V89H263ZM135 91V90H134ZM145 91V93H149L148 91L146 92ZM221 91V90H220ZM10 92V90H7L6 92H4V97H3V102H2V105H1V103H0V114L2 113L3 114V116L5 117L6 116V114L7 113H9L10 112V110H9V107H10V105L12 104V97H8V93ZM110 92V91H109ZM238 92V91H237ZM240 92V91H239ZM247 92V91H246ZM250 91H248V93H249ZM76 94H78L77 92H75ZM139 93V92H138ZM143 93V92H142ZM243 92H241V94H242ZM247 93V94H248ZM260 93H261V91H260ZM140 95H142L141 93H139ZM144 94V93H143ZM150 94V93H149ZM138 95V94H137ZM183 95H186L185 97H187V98H185ZM221 95V94H220ZM243 95V94H242ZM241 95V96H242ZM255 95H257V94H255ZM254 95V96H255ZM68 96V95H67ZM77 96V95H76ZM145 96H147V95H145ZM150 96H152V95H150ZM182 96L184 97V98H182ZM188 96L190 97V98H188ZM78 97V96H77ZM93 97H94V95H93V93H86V94H83V93H81V92H79V99L81 98L83 101H84V105H85V107H84V109L85 108H87L88 109V113H91L90 114V116L88 115V117H89V119H88V128H87V123L85 124L86 125V127L84 128V130H87L88 132H89V130H90V132L89 133H91V135H92V137H93V141H95V142H97V141H99L100 140V143L102 142L103 143V146H105L106 147V150H112V152H114V153H117L118 155H121V154H128V156H130V158L129 159H132L133 160V162L131 163V164H129L128 166H125L126 168H129V169H133V168H136L137 167V160L136 159H134V154H133V151H131V148H129L128 146L129 145H131V143H133V142H131V138H130V133H131V131H130V129H123V126L124 127H126L127 125H124V124H120V123H122L123 121H127V119L125 118V117H121V115H114V117L118 120V122L116 123V124H113L112 126H109L108 127V125L107 124H109V123H111V121H109V119H108V116L107 115H105L104 113H102V112H99L98 111V109H103V110H105V111H107V112H110L111 110V108H114V107H117V108H120V106L118 107V102H117V100H118V97L116 96V98L115 99H112V106L111 105H109L108 107H104V106H101V104H104L105 102H99V101H95V100H93ZM157 97H159L158 95H157ZM156 97V98H157ZM225 97H227V96H225ZM229 97V96H228ZM59 98H60V102L61 103H63V102H65L66 101V98H64V96H62V95H59ZM67 98H69V99H73V97L72 96H68ZM111 98H114V96H112L111 95ZM148 98H149V96H148ZM264 98V97H263ZM117 99V100H116ZM123 99H125V97H123ZM146 99V98H145ZM144 99V100H145ZM151 99V98H150ZM241 99V98H240ZM249 99V98H248ZM251 99V98H250ZM253 99V98H252ZM155 100H157V99H155ZM235 100V99H234ZM245 100H247V99H245ZM147 101V100H146ZM149 101V100H148ZM147 101V102H148ZM154 101V100H153ZM163 101H157V104H159V102H163ZM231 101V100H230ZM236 101V100H235ZM253 101V100H252ZM256 101V100H255ZM262 101V100H261ZM264 101V100H263ZM18 102H21V101H18ZM120 102V101H119ZM156 102V101H155ZM205 102H207V104H208V106H205L204 105V103ZM241 102H242V100H241ZM257 102V101H256ZM259 102V101H258ZM74 103V102H73ZM82 103V102H81ZM128 103V102H127ZM144 103V102H143ZM227 103H229V102H227ZM156 104V105H157ZM258 104V103H257ZM259 104H260V102H259ZM264 104V103H263ZM65 105V104H64ZM226 105H230V104H226ZM238 105V104H237ZM21 106V107H20ZM127 106V105H126ZM160 107H162V104L161 105H159ZM231 106V105H230ZM241 106V105H240ZM259 106H262V104L261 105H259ZM80 107H82V106H80ZM124 107V106H123ZM83 108V107H82ZM81 108V109H82ZM128 107H126V109H127ZM151 108V107H150ZM155 108V107H154ZM244 108V107H243ZM70 109V107L69 106H66L65 105V108L62 110L63 111V113H61V116H62V118H65V117H67V112H69L68 110ZM125 109V110H126ZM131 109V108H130ZM137 109V108H136ZM157 109V108H156ZM118 110V109H117ZM140 110H141V108H140ZM220 110V111H219ZM84 111V110H83ZM87 111V110H86ZM90 111V112H89ZM96 111V112H95ZM112 111H113V109H112ZM127 111V110H126ZM129 111V110H128ZM135 111H137V110H135ZM139 111V110H138ZM78 112V111H77ZM117 112V111H116ZM140 112V111H139ZM220 112V113H219ZM113 113V112H112ZM122 113H123V109H122ZM128 113V112H127ZM130 113L131 114H136V116H134V118H136L137 117V115H138V113L137 112H131L130 111ZM144 113V112H143ZM35 114V113H34ZM121 114V113H120ZM142 114V113H141ZM145 114H147V113H145ZM83 115V114H82ZM87 115V114H86ZM250 117H249V116ZM37 116L39 117V119L41 120V113H37ZM79 116V115H78ZM111 116V115H110ZM130 116V115H129ZM252 116H254V119L252 118L251 119V117ZM86 117V116H85ZM113 117V116H112ZM257 118H259V119H257ZM129 120L131 119V118H128ZM250 119L251 120H255V122L253 121L252 122V124H249V121H250ZM84 120V119H83ZM240 120V119H239ZM256 120H258V121H256ZM85 121V120H84ZM73 122V121H72ZM128 122V121H127ZM69 123V122H68ZM143 123V122H142ZM141 123V124H142ZM147 123V122H146ZM203 123V124H202ZM99 124H104L103 126H104V128L106 129V131H102L101 130V127L99 126ZM131 124V123H130ZM139 124H140V122H139ZM131 125H134V124H131ZM136 125H138V124H136ZM70 126V125H69ZM75 126H77V124L75 125ZM140 126V125H139ZM129 127H131V126H129ZM133 127H135V126H133ZM171 127H173V128H171ZM80 128V127H79ZM243 128V129H242ZM89 129V130H88ZM104 129V130H105ZM133 129V128H132ZM136 129V128H135ZM155 129H159V127H155ZM136 131H138V129L136 130ZM136 131H133V132H136ZM183 131V130H182ZM71 132H72V130H71ZM104 132V133H103ZM64 129H63V127H62V125L60 124V123H57L56 125H54V127H53V131H52V134H50L51 135V137H50V140H51V142H53V140H56V139H59V138H63L64 137ZM86 133V132H85ZM88 133V134H89ZM3 133L2 132H0V135L2 136L1 137V139L0 140H2L3 138H5V137H3V135H2ZM79 134V133H78ZM103 134H105L104 136H102ZM119 134H122L123 136H124V138H126L127 139V144H128V146H126L125 144H124V142H123V139H122V137L119 135ZM189 134V133H188ZM208 134V133H207ZM90 135V136H91ZM132 135V139H133V135L134 134H131ZM135 135H136V133H135ZM84 136V135H83ZM110 136H112L111 138H109ZM168 136H171L170 138L168 137ZM192 136V135H191ZM213 136H215V135H213ZM88 137V136H87ZM195 137H197V136H195ZM235 137H237V138H235ZM203 139H206L205 137H202ZM181 139L182 140H185V141H188L190 144H188L189 145V147H188V150L190 151V152H192L191 154L190 153H188L187 151H186V153H185V149H184V147H185V143L184 142H182L181 141ZM135 140V139H134ZM180 140V141H179ZM207 140V139H206ZM210 140V139H209ZM216 140H218V139H214V137L211 139V141H209V142H212L213 144H215L214 145V149L213 148H208V149H210V150H208V151H210V152H214V154L212 155V157L213 156H215V160H219V162H220V164L219 163H216V164H213V169L211 168V167H209V168H211L212 169V174H214L215 175V178H216V186L219 188L218 189V193L219 194H216L217 196H220V195H224V192H223V188L225 187V182H224V176H227L226 175V172H227V170H225L224 168H226V166H227V169H228V167H229V165L227 164V162L225 163V161H226V158H227V156H226V153H225V151L223 150V147H221V143H215V141ZM249 140L251 141L252 139H248L247 141L249 142ZM81 141V140H80ZM83 141H85V140H83ZM87 141H89V140H87ZM91 141V140H90ZM208 141V140H207ZM262 141V140H261ZM67 141H66V139H64V142L62 143L63 145H61L60 147H59V149H61L60 151H64V154H63V158L60 160V162H61V164L62 163H64V167H68L69 165H70V163L72 162V160L70 159V160H68V161H66L65 160V156H67L68 154H67V152H66V147L68 146V143H66ZM243 142V143H242ZM254 141H252V143H253ZM91 143V142H90ZM93 143V142H92ZM247 143V142H246ZM245 143V144H246ZM84 144V143H83ZM99 144V143H98ZM249 144H251L250 142H249ZM259 144V143H258ZM262 144V143H261ZM192 145V146H191ZM260 145V144H259ZM258 145V146H259ZM199 146V148H201L200 147V145H198ZM261 146V145H260ZM259 146V147H260ZM262 146H264L263 144H262ZM95 147V146H94ZM110 147H112V148H110ZM227 148H229V149H231L229 152H231V153H233L234 151V148L233 147H231L230 145L227 147ZM45 149V148H44ZM58 149V150H59ZM80 149H81V145H80ZM104 149V148H103ZM260 149H261V147H260ZM43 149H41V151H42ZM46 150V149H45ZM125 150H128L127 152H124ZM195 150V151H194ZM198 150V151H197ZM41 151H39V152H41ZM81 151H82V149H81ZM80 151V152H81ZM145 151V150H144ZM207 151V152H208ZM262 152L264 151V150H261ZM44 152V151H43ZM43 152H42V154H43ZM46 152V151H45ZM44 152V153H45ZM160 152V154H162V155H166L164 158H168V156H170V155H168V154H166L165 152H164V150H162V152L161 151H159ZM209 152V153H210ZM83 153V152H82ZM82 153H80V157L81 158H83L82 156H81V154ZM136 153V152H135ZM208 153V154H209ZM248 153H249V155L251 156V157H255V158H259L255 163L256 164H258V166H259V168L261 169V166L264 168V156L262 155H259L258 153H257V155L258 156H256L255 154H253V152H251V151H248ZM41 154V153H40ZM71 154V153H70ZM139 154V153H138ZM200 154V153H199ZM218 154V155H217ZM44 155V154H43ZM195 155H196V157H195ZM200 155H202V154H200ZM211 155V154H210ZM136 156H137V158H138V160H141L142 159V157L140 156V154H139V156L136 154ZM158 156H160L159 154H158ZM203 156V155H202ZM41 157H42V155H41ZM40 157V158H41ZM204 157V156H203ZM170 158V157H169ZM202 158V159H201ZM60 159V158H59ZM190 159H193V164L195 163V167L193 168V164L192 165H190L189 163H188V161L190 160ZM83 160V159H82ZM169 160V159H168ZM168 160H167V163H169L168 162ZM178 160H180L181 161V163L179 164L180 165V168H178L177 166L178 165H176V168H178V169H174V167L172 166L173 165V163L175 162H177L178 163ZM81 161V160H80ZM84 161H85V157H84ZM170 161V160H169ZM244 161H247V158H244ZM164 162V163H163ZM125 164H127V163H125ZM57 165V164H56ZM60 165V164H59ZM158 165V164H157ZM206 165V164H205ZM58 166V165H57ZM87 166V165H86ZM162 166V165H161ZM172 166V168L171 169H169L170 167ZM212 166V165H211ZM230 166H232L231 168L234 170V169H236L238 166H239V163L238 162H236V161H231V165ZM85 167V166H84ZM158 167V169H159V167L160 166H157ZM205 167V166H204ZM224 167V168H223ZM57 168V167H56ZM89 168V167H88ZM155 168V167H154ZM202 168V167H201ZM90 169V168H89ZM156 169V168H155ZM86 170V169H85ZM203 170H204V168H203ZM86 172V171H85ZM92 171L90 170V173H91ZM120 172H123L122 173V175H125V174H128V172H124V171H120ZM157 172H160V171H157ZM163 172H161L160 174H162ZM66 174H68V172H62V168H59L58 169V171H55V174H54V179H55V181H54V185L52 186V190H51V192H52V194H53V198L55 199V201H56V203L55 202H51L53 205H55V206H53L52 208H50V210H48V212L49 213H56L55 215H50L49 213H47V211H45L44 213H45V217H46V220H43V219H41V221H45V222H42L41 224L39 223V225L37 226V228H36V230H34L33 231V233L34 232H36V234L38 235V234H40L41 236H42V238H41V243H40V245L39 246H36V247H34V248H31L30 250L28 249V250H26V251H24V264H53V260H52V258L57 254V252H58V248H57V246H56V244H55V241H58V242H61V244L63 245V247H64V249H65V254H67V252L68 253H73V248L74 247H76V240H78L79 238H81L80 236H81V232H82V229H84V227L83 228H80V229H74V231H72L73 232V235H72V237H74V238H70V239H68V237H70L71 235H68L69 233H66L67 231L66 230H70V227L71 226H69V227H67V229H63L65 232H64V235H65V233H66V238L64 237V239H62V240H60L61 239V237L63 238V236H62V233H59V232H57V237H55L56 235H55V232H54V230L56 229H52V227H51V225H50V222L51 223H55V224H57L56 226H58V224H60V222L59 221H63L62 223H63V225H67V224H64V220L63 219H65L64 218V215H62L64 212H59L58 213V215H57V212L59 211V207H61V208H63L65 211H69L68 213H69V218H70V216H75V218H76V216H81V218H82V216H83V210H81V212L80 211H76V208H75V206L73 205V202H72V198L71 197H68V196H66V195H61V193H59V191H61V190H65V189H67V187L69 186V185H67L66 184V180H67V176H65ZM85 174V173H84ZM213 175V176H214ZM40 176V175H39ZM83 176V175H82ZM36 177V176H35ZM90 177V176H89ZM164 177V176H163ZM224 177V178H223ZM83 178V177H82ZM227 178V177H226ZM44 179H46V178H44ZM48 179H49V177H48ZM165 179V178H164ZM34 180H35V178H34ZM37 180V179H36ZM36 180L34 181V182H36ZM47 180V179H46ZM45 180V181H46ZM63 180H65V182H63ZM79 180H81V177L79 176V174L78 173H76V175L74 176V180L72 181V184H75L76 182H78ZM93 179H91V178H86V180H84L85 181V183H87L88 182V184H89V187H90V191H91V193H92V189H93V187H97L98 185H99V190H98V192L96 193V195L95 194H93L92 196H97L98 197V195H100L98 198H100V200H101V202L100 203H102V205L104 204V208L102 209V211H101V214H102V216L104 215V216H106V215H108L109 213H111V211L113 210L114 211V213L119 217V219L120 220H122L123 221V226H125V228H124V230H122V231H119V230H115V231H110V230H108V226H107V224H108V222H107V220L105 219V221L104 222H106L107 224L105 225V223H103L102 222V224L100 225L101 226V228L100 229H98L97 231H99L100 230V232H98V235H97V237H98V239H99V244H105L106 242H107V240H108V237L109 238H113L114 237V240L115 239H117L118 238V236L120 235H125V234H128L129 232H128V222L130 221V220H132V217H131V215H132V208H133V203H134V201H139V200H136V195L135 196H133L132 194H118V193H116V191H117V189H118V187H117V189H114V190H110V192H107L108 191V189L107 188H109V187H111V184H108L107 182H105V181H99L97 178H96V181L95 180H93ZM49 181V180H48ZM107 181V180H106ZM118 181H119V179H118ZM118 181H117V183H118ZM207 181V180H206ZM38 182V181H37ZM37 182H36V184H37ZM52 182V181H51ZM109 183H112V181L110 180V181H108ZM156 182V181H155ZM205 182V181H204ZM203 182V192H206V189H205V183ZM50 183V182H49ZM105 183L106 184H108V187H105ZM207 183V186H208V189H211V190H215V186L213 185V183H211L212 184V188H210L209 187V183L208 182H206ZM35 184V183H34ZM71 184V185H72ZM119 184V183H118ZM70 185V186H71ZM160 184H158L157 186H159ZM40 186V185H39ZM49 186V185H48ZM84 186V185H83ZM133 186H135L134 185V183H133ZM140 186V185H139ZM164 186V185H163ZM211 186V185H210ZM128 187V186H127ZM141 187V186H140ZM162 187V186H161ZM33 188V187H32ZM100 188H102L103 189V191H100ZM163 189V188H162ZM238 189V188H237ZM236 189V190H237ZM146 190V189H145ZM168 190H169V192H168ZM189 191V190H188ZM210 191V190H209ZM75 194H77V195H81V193L79 192V191H77V190H74L73 191ZM132 192V191H131ZM191 192V191H190ZM134 193V192H133ZM109 194V195H108ZM212 194V193H211ZM118 196H120V197H122V199H123V202L122 203H124V205L122 206V207H120V209H119V211H118V206H117V202H118V200L119 201H121V199H118L117 200V197ZM175 196H177V197H180V198H182L183 199V197L185 198V200L183 199V201L184 202H188L187 204H188V206L186 207V209L184 210V211H182L181 213L180 212H177V209H178V207H177V205H175L174 204V202H176V199L175 198H177V197H175ZM206 196V195H205ZM187 198V199H186ZM212 198V197H211ZM91 199H94V197L93 198H91ZM164 199V200H165ZM239 199H241V198H239V196H238V201H239ZM243 199V198H242ZM168 200V201H169ZM97 201V200H96ZM163 201V200H162ZM84 202V201H83ZM92 202H94L93 200H92ZM240 202V201H239ZM138 203V202H137ZM142 203H145V202H142ZM224 203V202H223ZM243 203V202H242ZM69 204H71V208L69 209V210H67L68 208H69ZM92 204V203H91ZM120 204V203H119ZM166 204V203H165ZM236 204V203H235ZM240 204H241V202H240ZM240 204H239V206H240ZM169 205V206H170ZM59 206V207H58ZM85 206V205H84ZM136 206V205H135ZM168 206V207H169ZM237 206H238V204H237ZM21 207V206H20ZM235 207V206H234ZM60 208V209H61ZM228 208H233V206H231L230 204H225L224 205V208H223V210H222V212H223V214H225L226 212H228ZM239 208V207H238ZM62 210V209H61ZM72 212H71V211ZM136 210V209H135ZM9 211H10V206L8 205V204H6V203H1L0 202V246H2V244L4 245V247H5V249L6 250H8V248H9V244L11 243V241L10 240H13L12 238H13V233H15L16 234V237H15V239H14V241L12 242V246H11V248H10V250H8V251H14V252H17L16 250V247H17V245H19V241H18V238L20 237V235H21V229H19V223H17V224H15V226H14V228L12 229V231L11 232H9V233H7L6 234V239L5 240H3V237H4V235H5V233H6V226H7V223L8 222H12V221H14V219L15 218H17L18 217V214L17 215H15V216H13V217H9ZM43 211V210H42ZM76 212V213H75ZM233 212H234V210H231L230 212H228V214L229 213H231L230 215H231V217H233V219H235L236 217L235 216H237V215H235L234 216V214H233ZM236 213V212H235ZM65 214V213H64ZM35 215V214H34ZM67 215V214H66ZM134 215V214H133ZM68 216V215H67ZM43 217V216H42ZM41 217V218H42ZM66 217V216H65ZM85 217V216H84ZM83 217V218H84ZM74 218V219H75ZM163 218V217H162ZM183 218V219H182ZM52 219V220H51ZM100 219V218H99ZM99 219H97V220H99ZM108 219V218H107ZM228 219V218H227ZM66 220V219H65ZM70 220V219H69ZM68 220V221H69ZM82 220V219H81ZM164 220V219H163ZM41 221H39V222H41ZM73 221V220H72ZM75 221V220H74ZM74 221H73V223H74ZM88 221V220H87ZM99 221H101V220H99ZM161 221L162 220H160L159 222L161 223ZM29 222V221H28ZM83 222H85V221H83ZM89 222V221H88ZM157 222V221H156ZM168 222V221H167ZM234 222V221H233ZM97 223V222H96ZM99 223V222H98ZM200 223H201V221H198V224L196 225V229H200ZM224 223V222H223ZM38 224V223H37ZM68 224H69V222H68ZM181 224V225H180ZM228 224V223H227ZM16 225H17V227H16ZM70 225H71V223H70ZM76 225V224H75ZM237 226V229L233 232V235L237 238V240H236V243H238L239 244V247H240V249L239 250H237L236 248H233V246L229 243V244H221L220 242H219V237H216V239L214 240V246H213V249L209 252V260L208 259H206V261H208V264H227L228 263V261H229V263H230V261L232 260H229L230 258H238V260H239V258L241 259V260H239L240 261V264H264V238L261 236V234L260 233H257L258 232V230H253V229H250V228H248L244 223H241V221L239 222V223H237V222H234V223H232L231 224V226L230 227H228V229L229 230H232V228L234 227V226ZM253 225H256V224H253ZM53 227H55V225H52ZM78 226V225H77ZM76 226V227H77ZM110 226V225H109ZM191 226H193V229H192V227ZM225 226V225H224ZM228 226V225H227ZM239 226V227H238ZM16 227V228H15ZM59 227V226H58ZM58 227H57V229H56V231L58 230ZM60 227H63L64 228V226H60ZM80 226H78L77 228H79ZM169 227V226H168ZM21 228V227H20ZM74 228V227H73ZM189 228V229H188ZM35 229V228H34ZM61 229V228H60ZM187 229L189 230V233H187ZM223 229H225V228H223ZM102 230V231H101ZM52 231H53V233H52ZM59 231V230H58ZM165 231H166V229H165ZM61 232V231H60ZM84 232H86V231H84ZM133 232V231H132ZM131 232V233H132ZM134 233V232H133ZM173 233H174V231H173ZM176 233V232H175ZM130 234V233H129ZM165 233H163L162 232V235H164ZM167 234V233H166ZM19 237H18V236ZM40 235H38V237L40 236ZM131 235V234H130ZM161 235V236H162ZM198 235H200V234H198ZM15 236V235H14ZM68 236V237H67ZM160 236V237H161ZM175 236V235H174ZM160 237H158L157 235H154V238L156 239V240H158L159 239V242H160ZM167 237V236H166ZM175 237H177V236H175ZM174 237V238H175ZM21 238V237H20ZM165 238V237H164ZM66 239H67V242H66ZM153 239V236L151 237V240ZM155 239H153L154 241H155ZM167 239H169V238H167ZM181 239V238H180ZM185 239V240H184ZM37 240V239H36ZM83 240V239H82ZM10 241V242H9ZM73 241V242H72ZM148 242H149V240H147ZM169 241V240H168ZM174 241V240H173ZM66 242V243H65ZM114 242V241H113ZM155 242H157V241H155ZM167 242V241H166ZM109 243V242H108ZM16 244V245H15ZM58 244V243H57ZM60 244V243H59ZM58 244V245H59ZM60 244V245H61ZM129 244V243H128ZM161 244H163V243H161ZM65 245V246H64ZM87 245V244H86ZM106 245V244H105ZM130 245V244H129ZM149 245H150V242H149ZM83 246H85V242L84 243H82V244H80V246H79V248H78V250H77V253H76V255H80V253L81 252H83V251H86V248L85 247H83ZM155 246V245H154ZM151 246L150 245V249L149 250H151V251H149V253L151 252V254H153V256L154 257H158L157 259L158 260H160V258H163L162 256L163 255H165V252H163V247H158V245L157 246ZM236 246V245H235ZM4 247H3V249H4ZM78 247V246H77ZM131 247V246H130ZM158 247V248H157ZM166 247V246H165ZM1 248V247H0ZM147 248H148V246H147ZM162 248V249H161ZM18 249H19V247H18ZM33 249H35V250H33ZM167 249H169V248H167ZM166 249V250H167ZM5 250V252H4V256L5 255H8V251H6ZM148 249H145V251H147ZM0 251H1V249H0ZM20 251V250H19ZM127 251L128 252H132V247H131V249L129 250V249H127ZM142 251L144 252V250L142 249ZM173 251V250H172ZM197 251V250H196ZM148 252V251H147ZM153 252V253H152ZM169 252V251H168ZM173 252H175V251H173ZM173 252H171V253H173ZM197 253H198V251H197ZM59 254V253H58ZM57 254V255H58ZM63 254V253H62ZM71 254H69L70 256H72ZM170 254V253H169ZM3 255V254H2ZM68 255V254H67ZM167 255H168V253H167ZM174 255H178V254H174ZM9 256V255H8ZM13 256V255H12ZM11 256V258H13ZM88 256V255H87ZM87 256H85L84 258H87ZM90 256V255H89ZM103 256V262H102V264H106V262H107V260H108V258L107 257H104V254L102 255ZM184 256V255H183ZM205 256V255H204ZM1 257V259L3 260V259H5V257H3V256H0ZM3 257V258H2ZM81 257V256H80ZM178 257V256H177ZM181 257V256H180ZM179 257V258H180ZM185 257V256H184ZM9 258V257H8ZM8 258H7V260H8ZM202 260H204L203 259V257L201 256L200 257ZM67 259V258H66ZM65 259V260H66ZM70 259V258H69ZM66 260L64 263L65 264H77L78 263V261L77 262H71V260ZM92 260V259H91ZM166 260H168V259H166ZM174 260V259H173ZM177 260V259H176ZM185 259L183 258L181 261H180V263H183V261H184ZM5 261V260H4ZM3 261V262H4ZM35 261V262H34ZM90 261V260H89ZM100 261V260H99ZM175 261V260H174ZM174 261H173V263H174ZM185 261V262H186ZM234 261V260H233ZM236 261V260H235ZM7 262V261H6ZM5 262V263H6ZM14 262V261H13ZM12 262V259H9V262H7V263H9V264H11V263H13ZM84 262H86V261H84ZM83 262V263H84ZM163 262H164V259H163ZM170 262V261H169ZM179 262V261H178ZM90 263V262H89ZM93 263V262H92ZM158 264H159V262H157ZM228 263V264H229ZM233 263V262H232ZM236 263V262H235ZM234 263V264H235ZM238 263V262H237ZM0 264H2L1 263V261H0ZM58 264V263H57ZM60 264V263H59ZM78 264H81V263H78ZM91 264V263H90ZM97 264V263H96ZM162 264V263H161Z\"/></svg>", "mask_w": 264, "mask_h": 264}]
</instances>
